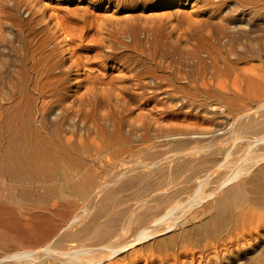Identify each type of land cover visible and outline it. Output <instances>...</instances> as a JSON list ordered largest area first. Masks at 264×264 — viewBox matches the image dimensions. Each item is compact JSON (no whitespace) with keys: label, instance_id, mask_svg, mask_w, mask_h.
I'll return each instance as SVG.
<instances>
[{"label":"bare ground","instance_id":"bare-ground-1","mask_svg":"<svg viewBox=\"0 0 264 264\" xmlns=\"http://www.w3.org/2000/svg\"><path fill=\"white\" fill-rule=\"evenodd\" d=\"M124 1L133 5L126 7L123 15L116 14L115 11L123 7ZM139 1L0 0V176H2L0 179L3 182L5 179L9 180L11 183L37 181L49 185L48 188L54 194L53 198L44 194L42 195L45 197H42L41 193L37 195L42 197H38V200L47 206L41 203L45 206V208L42 206L44 209L40 208L36 211L31 208L34 203H28L25 212L17 209L19 213L16 214L14 206L11 208L6 201L9 210L4 203L2 206L3 200L0 201V216L1 214L16 215L24 224H21L19 219L14 220L13 217L11 221H6L8 216L5 220L3 218L1 220L0 217V226H2L0 228L15 233L11 232L13 235L10 236L7 232L6 235H0V249L8 251L0 255V264H102L107 258L112 260L119 253H125L130 244L137 242V237L146 240L159 234H167L171 232L173 226L201 217L199 213L186 220L189 216L186 214H191L193 205L196 206L203 201L201 197L198 198L201 192L200 190L198 192L199 188L194 199L190 195L192 193L194 195L195 191L188 192V185L181 190L178 188L179 192L188 189L185 192L190 194L189 197L187 196L188 199L186 194L185 197L183 196V192L180 193L182 195L180 198L176 197L178 193L171 195V188L174 190V186L179 183L177 178L179 179L182 174L184 176L181 178V183L196 181L200 189L204 187L203 184L205 186L210 182L216 184L214 180L217 179V186H213L214 188L205 195L216 196L225 189L224 194L221 193V203L225 200L229 203L231 200L227 202V199L233 195L241 198L239 204H236L235 200H233L235 204L230 203L228 219L223 220L219 214L217 219L214 215L215 217L205 222V229L203 222L198 226L195 225L196 222L194 229L197 226L196 232L199 235L209 234L212 237L226 232L228 238L223 237L226 241L233 238L247 240V236H250L249 238L258 241L257 243L260 241L259 236H263L261 229L264 227V0H158L156 2L145 0L144 9L139 8ZM113 6L115 9L110 12L109 7ZM188 6H191V9H187ZM171 7L174 9L169 11ZM99 8H103L104 11H100ZM206 105L208 107L210 105L209 108L213 112L207 111L208 109L205 112H210L211 116L213 113H221L224 118L217 121L219 115L213 119L209 113L204 112L213 119L212 124L214 123L215 129L218 130L211 133L220 132L221 128L225 129L227 126L230 128L228 131L231 132H228V138L229 134H232L235 139L234 134H236V140L231 143L232 148H228L232 145L226 138L228 142L225 141L229 145L226 148L220 144L222 148L218 146L219 149H227L226 156H231L235 149L241 152L240 155L231 157V160L227 159L228 156L223 159L213 158L212 155L218 153V149L216 151V148L212 147L213 144H209V149L212 147L211 155L209 154V159L206 158L207 161L204 160V167L203 161L193 167L189 164L187 170L190 172L183 173L185 170L182 171L181 167V175L177 174L174 179L157 181L155 184L152 180L155 178H152L155 175V172H152L154 169L160 171L165 167L167 169L173 162H177L176 158L181 156L189 160L196 152H200V156H203V153L206 156L209 152H203V147L206 146L203 144L205 143L203 138L211 133L203 130L211 119L208 121L207 117L208 122H203L204 117L199 118ZM202 122L205 123L204 127ZM209 136L212 138L210 142L213 143V137ZM215 137L217 139V135ZM222 138L220 140H223ZM193 143H197L196 146ZM192 144L194 147L189 148ZM196 157L194 155L193 160ZM232 158H235V161ZM175 167L178 168L176 165ZM175 167L171 168L172 171L176 169ZM139 168L142 170L144 168L146 173L137 171L138 174L135 176L128 174L130 176L125 182L131 185L137 179H145L146 182L148 181L146 186H149L152 184L151 179L155 187L152 192L150 189L147 197H139L143 196L146 190L138 197L134 196L138 201L136 206L132 208L128 206V209L125 207L124 210L129 212L130 216L128 213L125 214L129 217L122 216L123 219H120L123 221L118 224L117 221L121 216L118 217V213L114 210L111 214L115 212L116 215L113 214L112 219H108V224H105L106 220L104 224H98L102 230L99 232L100 235L95 228L96 236H101L96 237L97 241L102 240L98 246L94 245L93 240H90L93 243L90 242L91 245L89 241L86 242L87 244L83 243L86 238L82 237L84 240L80 242L83 245L78 246L81 244L78 243L77 246L74 244L75 246L72 247L70 245L72 237L68 243L70 247L63 244L64 247H68L61 249L57 243L61 250L58 246L55 247V240L60 241L59 239L63 237L67 239L65 237L69 238V235L75 232H71L69 227H73L72 225H75L88 209L82 206L81 210H76L75 208L84 205L83 202L78 207H74L77 201L103 199L102 194L109 190L108 187L114 181L116 183V179L122 183L123 179L120 178L127 176L129 171ZM109 171L112 178H108ZM149 172L154 174H151L153 176L150 179L147 175ZM104 173L107 175L106 178L102 177ZM170 174L172 175L171 172ZM174 180L177 184L173 183ZM141 183L140 187H143L144 182ZM171 183L174 186L171 187ZM40 184L37 185L45 186ZM8 185L9 183L5 184V191L14 192L15 185L13 184V189L12 185L10 186L11 190L7 189ZM18 185L19 183L16 187ZM178 185L181 187L180 184ZM46 186L44 189H47L45 191L49 195L52 192L49 193ZM27 187L29 188V185ZM20 188L18 187L17 191H20ZM23 188L25 189L26 186ZM38 188L41 190V187ZM38 188L35 187L34 190L37 191ZM105 188H107L106 192H104ZM26 191H22L23 194ZM138 191L137 194L140 192ZM1 193L7 194L3 191ZM12 194L14 193H11L10 197L17 196ZM104 196L108 198L109 195ZM13 198L9 199L13 200ZM23 198L27 199L24 196ZM28 198L32 199L29 196ZM162 198H166L165 200L168 198L171 203H165L173 205L167 213L165 212L166 215L162 213L165 218H170V223L166 225L164 219H160L161 215L159 214L160 218H157L155 212L147 216L142 215L145 218L142 219L143 222L140 221L143 225L139 227L138 236H135V239L119 241L132 225V216L136 215V210L147 211V207L152 208V204ZM15 199L18 202L19 199L14 198V201ZM222 199L225 200L222 202ZM95 200L93 201L97 203ZM116 200L119 203V197ZM195 200L198 202L193 203ZM18 204L22 205L20 202ZM121 204L122 200L118 205ZM88 206L90 210L91 204ZM120 208L117 210L120 211ZM38 211H45L47 214ZM96 212L93 214H97ZM108 212L104 219L108 218ZM48 214L62 215L67 219L70 217L71 220L69 219L70 222H66L67 224H62L61 220L57 223L58 219L55 220L57 224L49 225L51 228L44 234L40 229L42 230L40 239V236L34 234L36 240L45 242V248H41L40 243L38 244L40 249L27 247L17 251L10 250L12 244H15L13 246L15 248L17 245L23 246L29 243L30 239H33L30 235L34 232L33 228L34 230L37 228V225L33 227L34 223L30 221L44 219L45 222L49 217ZM137 217L134 219L137 220ZM49 220L52 222L54 219ZM37 230L40 231L39 228ZM84 232L82 234L85 235ZM87 233L89 234V231ZM128 233L130 232L126 234ZM188 236L185 238L187 239ZM167 237L171 238V236ZM79 238L81 239L80 236ZM79 238L76 237L77 240ZM87 238L92 239L93 236ZM96 238L94 235V239ZM63 241L59 242L60 245ZM146 242H143L145 246ZM242 242L241 240V244ZM150 248L152 249L151 246ZM250 256L239 251L234 256V264H250L252 262ZM117 258L114 262L110 260L109 264L120 261Z\"/></svg>","mask_w":264,"mask_h":264},{"label":"rangeland","instance_id":"rangeland-1","mask_svg":"<svg viewBox=\"0 0 264 264\" xmlns=\"http://www.w3.org/2000/svg\"><path fill=\"white\" fill-rule=\"evenodd\" d=\"M153 1L156 2V1H158V0H153ZM130 3H131V2H128V3H127V2L124 1V2L122 3V6H123V7H119L118 10L115 11V13H116V14H120V13H121L120 15H123L122 13H123L124 10L126 9V7H128V6H132V5H133V3H131V4H130ZM138 4H139V8H140V9H144V7H145V5H146L145 0H140V1L138 2ZM149 4H150V3H149ZM74 5H75V4H74ZM116 8H117V7H116ZM186 8H187V9H191V6H188V7H186ZM109 9H111L110 12H113L114 9H115V7H114V6H113L112 8L109 7ZM173 9H174V8L171 7V8L168 9V10H169V11H172ZM99 10H100V11H104L103 8H99ZM99 10H98V11H99ZM158 11H159V10H156V12H158ZM164 11H165V10H164ZM160 13H161V12H160ZM165 13H166V12H165ZM209 107H210V105H209ZM209 107H208V105H206L205 107H203V109L205 108L204 110H202L203 112H202V111H201V112L204 113L205 110H207V109H208L207 111L213 112V111H211V108H209ZM210 112H205V113H209V115L211 116V113H210ZM202 113L200 114V117H199V118L204 117V118H202V120H204L203 122H205V121H207L206 119H207V117H208L209 115H208V114H205V113H204V115H203ZM216 114H217V113H216ZM216 114L213 113L211 117H212L213 119H216V117H218V115H219V117H218L219 119H217V121H218V120L220 121V119H221V120H224V118L222 117V114H221V113H220V114L218 113L217 115H216ZM223 114H224V113H223ZM206 115H207V116H206ZM220 115H221V116H220ZM211 117H208V118H209L208 121L211 119L209 122L207 121L209 124H208V123H207V124L204 123V124H205V127H204V124H203V122H202V124H203L202 126L205 128V130H203V131H205V132H210V133H211L212 131L216 130V129H215V128H216L215 125H213L214 123L212 124L213 119H212ZM214 117H215V118H214ZM210 122H211V124H212L213 126L210 124ZM215 122H216V121H215ZM208 125H209V126H208ZM225 125H226V124H225ZM202 126H201V127H202ZM206 126H207L208 128H207ZM210 126H212V127H210ZM213 127H214V128H213ZM192 128H194V127H192ZM204 128H203V129H204ZM210 128H211V129H210ZM225 129H227V130H225ZM225 129H222V128H221V131H222L223 133H222L220 130H219L220 132H216V131H218V130H216V131H215L216 133L214 132L215 135H214V133L209 134V135H211V137H213V143L210 142V141H212V140H211L212 138H210L209 135H206V137H208L209 139H207L205 136H204V138H203V140H204L205 143H206V144H205V143L203 142V144L207 146V149H209V147H208V146H210L209 144H213L212 147L214 146V147L216 148V151H217V149H218V153L212 155L213 158L223 159V158L227 157L228 155L226 156V154H225L227 149H224V150H225V152H224V150L219 149V147H220V146H222V147L225 146V147L227 148V146H228L229 144H231V143L233 144V142L236 140V134H234V135H235V139H234V136H233L232 134H231V135L229 134L230 137L228 138V132H230V131H228V130H230V128H228V127L226 126ZM209 130H210V131H209ZM223 130H225V131H223ZM225 132H227V134H226L227 136L225 135ZM219 133H221L220 135H223V136H220ZM230 133H231V132H230ZM213 135H214V136H213ZM216 135H217V139H216V137H215ZM218 136H219V139H218ZM222 137H225V139H223ZM205 138H206V139H205ZM214 138H215L218 142H217ZM220 138H222L224 141L226 140V138H228L227 140L230 141L229 144L227 143V142H228L227 140H226L227 142H226V141H225V142H222V143H223V144H222L221 141H223V140H220ZM229 139H230V140H229ZM231 139H233L232 142H231ZM206 140H207L209 143H207ZM214 140L216 141V143H215L216 145L214 144V142H215ZM219 142H220V143H219ZM217 143H218V144H217ZM225 143H226V144H225ZM193 144L196 146L197 143H193ZM193 144H192V146L190 145L189 148H190V147H194ZM207 144H208V145H207ZM220 144H221V145H220ZM224 144H225V145H224ZM232 144H231V145H232ZM204 145H203V146H204ZM219 145H220V146H219ZM206 146L203 147V148L205 149V150L203 149V152H205V151H206V152L209 151V152H207L206 156H205V153H203V152H202V153H203V156H200V152H199V153L196 152L197 154L194 153L193 155H191V157H192V158L190 157V158H191V162H190V158H189V160H188V158L185 157V156H181V157H183V159H184L185 161H184L181 157H178V158H181V160L178 159V158H176V160H175V161H177V162L180 160V161L178 162L179 164L176 162L178 165H177L175 162H173L171 165H169L170 167H167V169H166V167H165V169H162V171H160L159 169H158V170H155V169H154V171H152V172H153V173L155 172V173H154L155 175H156L157 173H160V174H161V172H162V175L159 174V176H161V177L159 178L158 175L155 176L153 173L149 172V173H147L149 179H150V177H152L153 175H154V176H153L152 178L155 177L154 179H152L154 183H155V182L157 183V181H165V179H166V180L174 179L173 177L176 178V175H177V174H178V175H181L183 169L185 170V171H183V173H188V172H190V171L187 170V169L189 168V164H190V167H193V166H196L195 164L198 165V163L200 164L202 161H203V167H204V166H205V165H204V163H205L204 160L207 161L206 158L209 159V156L211 155L210 150H211V148H212V147H211L209 150H207V149H206ZM218 146H219V147H218ZM229 146H230V145H229ZM229 146H228V148H232V147H233V145L230 146V147H229ZM214 147H213V148H214ZM222 147H220V148H222ZM215 148H214V149H215ZM233 149H234V148H233ZM222 151H223V152H222ZM219 152H221V153H219ZM202 153H201V155H202ZM222 153H223L225 156H224ZM240 153H241V152H237L236 149H235V151L233 150L231 156L229 155V156L227 157V159L229 158V159L231 160V157L236 156V155H240ZM209 154H210V155H209ZM234 154H235V155H234ZM194 155H195V157H196V156H197V157H196V159L193 160ZM187 156H188V155H187ZM214 156H215V157H214ZM217 156H218V157H217ZM201 157H203V158H201ZM199 158H201V159H199ZM177 159H178V160H177ZM198 159H199V160H198ZM229 159H228V160H229ZM233 159H234V161H235V158H232V160H233ZM186 160H188V161H186ZM195 160H197V161H199V162H197V161H195ZM181 161H184V162H182L183 164L181 163ZM194 161L197 162V163H195ZM200 161H201V162H200ZM186 162H187V163H186ZM174 163H175V165H176L178 168L175 167ZM193 164H194V165H193ZM172 165L176 168V169H174V171H172L173 169H171V168H174ZM187 165H188V167H187ZM181 167H182V171H181ZM170 169H171V170H170ZM203 169H204V168H203ZM165 170H167V171L165 172ZM169 170H170V171H169ZM176 170H177L179 173H178ZM137 171H139V172H145V171H144V168H143V170H142V168H139V170L137 169V170H135V171H129V172L127 173V176L125 175V177H126V178L124 177L125 179H124V178H120V179H123V180H122V183L120 182L121 185H120V183L118 182V181H120V180L116 179V183H115V181H114V183L111 184V186L108 187V189H109L108 191H107V188H105V191H104V192L107 191L105 194H108V195H109L108 198L105 197V196H104L105 194L103 193V194H102L103 196H101L103 199H101V198H100V199L96 198L98 201H96L95 199H88V201L90 200L89 203H88L87 199H86V201H85V200H80V199H79L80 201H77L76 204H75L76 206H74V207H78V206L81 205L83 202H84V203H83L84 205H81V207L79 206V207H78L79 209H78V208H75V209H76V210H81V208H83V207H84L85 209H87V208H88V209H87L86 212L83 214L84 216H82V218H80V219L78 220V222H76L75 225H72L73 227H71V226H70L71 228L69 227V230L71 229V230H70L71 232H74V231H75V232H76V231L78 232V230H79L80 233H81L82 231L84 232V231L86 230V231L84 232L85 235L82 234L83 232L81 233V235L78 234L79 232H78V233H77V232H76V233L74 232L73 234H70L71 237H70V235H69V238H68V236L65 237V238H67V239H64V237H63V239H62V238L59 239L60 241H57V242H56V240H55V241H54V242H55L54 244L57 243V244L61 247V249H62V248L64 247L63 244H65V246H66V245L69 246V244H68V243H69V239L71 240V238L73 237V238H72L73 240L70 241V245H71L72 247H74V246H75L76 244H78V243L83 242V240H84L83 238H86V239L84 240L85 242H83V243L87 244L86 242L89 241V245H91V244L94 243L95 246H96V245L98 246V244L102 242L101 239H100V240L98 239V241H97V238H96V237H99V236L101 235L99 232H102V230H100V227H98V224H104V222H105L104 220L107 221V222H105V224H108L109 220L112 219L111 217H113V214H115V212L118 213V217L121 216V217H119V220L117 221L118 224H120V223L123 221V220H122L123 217L127 218V217L130 216L129 212H127V211L124 212V210H125L126 208L128 209V206H130V208L135 207L136 204L138 203V201L136 200V197H138L140 194L145 193V190H146L147 192H146L143 196L140 195L139 197H144V196L147 197V196L149 195L148 192L150 191V189H151V192H152L153 188L155 187V184H156V183L154 184V183L152 182L151 179H150V182H151L152 184H150V183H149L150 185L147 184V185L150 186V188H149V186H146V183H147L148 181L146 182L145 179H143L144 181H143L142 179H137V180H139V181L136 180V181L132 182L131 185H130V183L125 182V180L130 176V175L128 176V174H131V176H132V175L135 176V175L138 174ZM156 171H157V172H156ZM159 171H160V172H159ZM186 171H187V172H186ZM132 172H134V173H132ZM163 172H164V173H163ZM168 172H169V173L171 172L172 175H171V174L169 175ZM173 172H174V173H173ZM175 172H176V173H175ZM106 173H107V172H106ZM106 173L102 174L103 176H102V175H101V176L104 177V178H106V177H107ZM110 173H111V172L109 171V172H108V175H109L108 178H112V177H111L112 174H110ZM145 173H146V172H145ZM166 173H168V174L166 175ZM151 174H153V175H151ZM147 175H146V176H147ZM163 175H164V176H163ZM174 175H175V176H174ZM171 176H172V177H171ZM183 176H184V174H182L181 177H180V176H177V177H180L179 179L177 178V180H179V181H178V182H179L178 184H180L181 187L177 184V181H176V180H174L173 183H176L177 186H174L173 183H171V185L169 184L171 187H172V186L175 187V188L173 187L174 190L177 188V189L175 190L176 192H175L170 186L167 185L168 187L171 188V191H172V193H171V191H170L169 193H171V195H175V193H176V195H177V193H178V196H176V197H177V198H180V196L182 197L181 194H182V192H183V193H184L183 196L185 197V194H186L185 192H187V191H188L187 188H189V191H188V192H191V193H192L193 191H195V193H194V195H193V193H192L191 195H190L189 193H187V194H186V198L188 199V197H189V195H190V197L192 196V199H194L193 197H196L197 193L201 191V192L199 193L200 195L198 194V196H199L198 198L201 197V199H202L203 201L200 199V201H202V202L199 201L200 204L197 203L198 201H196V200H195V202H193V203H197L198 206H197V204H196V206L193 205V208L190 210V211H191V214H192V212H193L194 210H195V211L193 212L192 215H191L190 213H187L186 216H187V215H189V216L186 217V220H187L188 217H192L193 215H196V214L198 215L199 213H200L199 215H200L201 217L196 218V219H193L191 222H190V221H189V222H186V221H185V222H181V223H180L181 225L173 226V228L171 229V232H170V231L167 232V234L169 233L170 235H167L166 233H164V234L167 235V236H171L172 239L169 238V237H167V236H165L164 234H161V235L159 234V235H157V236H153V237H151V238H147V239L145 240V238L143 239V238H141V237H137V236H138V230H139V229L141 228V226L143 225V224H141V223L143 222L142 219L144 220V218H145V216H142V215H146V216H147L149 213H150V214H152V213L154 214V212H155V213L157 214V216H156V215H155V216L158 218V217L161 215V216H160L161 218H160V217H159V218H160V219H164V223H165L166 225H168V224L170 223V222H169V221H170V218H168V217L165 218V217H166V216H165V215H166L165 212L167 213V211H168V210L171 208V206H173V205L169 204V203H171V202H170V200H169L168 198H167V200H165L166 198H165V199L162 198L163 200H162V199H158L159 201H158L157 199L155 200L156 202L158 201V202H157L158 204H157V203H154L155 201L153 202L154 204H152V206H153L154 208H153V207H152V208L150 207V209H148V207H147V211H145V209H142V212H144L143 214H142V212H138V211L136 210L137 213H136V215L132 216V217H133V218H132L133 223H131L132 225H130V227L128 228L129 231H128V229H127L126 232L124 233V235L122 236L123 238L121 237L119 241H125V240L135 239V236H136V237H137V238H136L137 242L135 241L134 243L130 244V245L128 246L129 248L127 247L128 249L125 250V253H124V252H121V253L118 254V256H117V255L114 256L115 258L118 257L117 259L120 260V261H122L121 263H119L120 261L117 260L118 262H116V264H117V263H118V264H122V263H123V264H126V263H127V264H217V263H218V264H220V263H222V264H231V263L234 264V263H235V258H234V256H235V254L238 253L239 251L244 252V253H248L249 255H251L250 257L252 258V259H251L252 262H251L250 264H252V263H253V264H255V263H256V264H257V263H258V264H264V262H263V261H264V253H263V252H264V251H263V250H264V246H263V244H264V243H263V242H264V229H263V228H264V227L261 229V233L263 234V236H262V235L259 236L260 238L257 237V238H259V240H260L259 243H257L258 241L251 240V239L249 238L250 236H247V240H244V239L236 240L237 238H233V239L231 238L232 240L229 239L230 241H229V240L226 241V240H224V238H225V239L228 238V237H227L228 235H227L226 232H223L222 234H219V236H218V235H215V236H212V237H211L209 234H206V235L203 236V234L199 235L198 232H196V231H198V230L196 229L198 225H200L202 222H203V225H204L206 221L211 220V219H212L213 217H215V216H217V219H219V216H220L223 220H224L225 218L228 219V217H229L228 212L230 211V207H231V206H230V203H233V202H234L233 200H235L236 204H239V203H241V198H240L239 196L233 195L231 198L227 199V202H229V201L231 200L229 203H226V202H225V201H226L225 199H222V202L225 200V201H224L225 203H224V202L221 203V199H220V198H221L222 194H224V192H225L224 190H225V189L222 190V192H219L216 196H212V197H207V196H206V195H207L206 193H208V192L211 190V188H214L215 186H217V184H218L217 179H216V181L214 180V182H216V184H215V183L211 184L212 182L207 183V184H206L207 186H205V185L203 184L204 187L200 189V187L197 186L198 184L196 185V183H195L196 181H193V182H192V181L189 180L187 183H186V182H182V183H181L180 181H181V178H182ZM221 176H222V175H221ZM1 177H2V176H0V178H1ZM148 177H147V178H148ZM156 177H158V178H156ZM168 177H171V178L169 179ZM3 179H5V178L3 177ZM155 179H157V180H155ZM117 180H118V181H117ZM154 180H155V181H154ZM218 180H219V179H218ZM7 181H9V180H6V179H5L4 182H3V180L1 181V179H0V182H1L0 185H2V183H3V185H2L3 187L0 186V191H1L2 189H4L5 184H8V183H9V185H8L9 187H7V189L9 188L10 190H11L10 186L12 185V189H13V186L15 185V186H14V190L16 191V193H15V191L12 192V190H11V193H14L15 196H16V195H17V196H16V197L11 196V197H12V198H13V197H14V198H18L19 200H18V202H17L16 199H15V201H16V203H15L14 198H13V200L9 199V198H11V197H10L11 193L6 192L7 190L5 191V189H6V187H5V189L2 190V191L5 192V193H7V194H4V193H3V194L5 195V196H4V195H2V193H1L2 191H1V192H0V195H2V196H0V197H1V200H0V201H2V200L4 201V200H5L4 202H3V201L1 202V204H2V203L5 204L4 206H8V205H9L11 208L14 206L15 208L13 207V209H14V210L16 209L15 211H17V212L14 211L15 214H16V213H19L18 210H19L20 212H25V211L27 210V206L29 205L28 203H32V204L34 203L33 205H32V204H30V205H32L31 208L36 209V211L39 210L40 208L44 209L46 205H45L44 203H42L41 201H39L38 199H39V198H42V197H45L44 195H46V197H49V196H50L49 198H51V197L53 198V196H54L53 192L49 189V188H50L49 185H47V184H40V183H37V181H32V182L30 181V183H29V182H26L27 184H26V183H23V182H13V183H11L10 181H9V182H7ZM140 181H141V182H144V183H143V185H144L143 187H140V186H142V185H141L142 183H141ZM117 182H118V183H117ZM4 183H5V184H4ZM17 183H19V185L22 186V187L20 188L19 185L16 187ZM21 183H22V184H21ZM31 183H32V184H31ZM124 183H125V184H124ZM135 183H136V184H135ZM189 183H190L191 185H190ZM13 184H14V185H13ZM23 184H24V185L26 184V185H25V186H26L25 189H26L27 191L23 188V187H25ZM35 184H36V185H35ZM37 184H38V185H39V184H40V185H45V186L47 185L46 187H47V188L49 187V188H48V192L50 193V191H51L52 193H50V194L48 195L47 192L45 191L46 188L44 189L45 186L42 187V186H38ZM115 184H116V186H115ZM117 184H119V185H117ZM139 184H140V185H139ZM183 184H184V185H183ZM193 184H195L196 186H194ZM28 185H29V188L27 187ZM34 185H35V186H34ZM132 185H133V187H135V188H133ZM152 185H154V186H152ZM185 185H186V186L188 185V187H187L186 189L182 190V192H181V191L179 192V191H178V188H179V190H181V188L185 187ZM6 186H7V185H6ZM122 186H123V187H122ZM167 186H166V187H167ZM189 186H191L192 188H190ZM213 186H214V187H213ZM15 187H16V188H15ZM18 187L20 188V191H17V190H19ZM33 187H34V188H35V187H36V188L41 187V190H40V188H38L40 192L38 193V189H37V191H35ZM120 187H121V188H120ZM124 187H125V188H124ZM131 187H132V188H131ZM144 187H145V188H144ZM147 187H148V188H147ZM151 187H152V188H151ZM22 188H23V189H22ZM115 188H116V189H115ZM118 188H119V189H118ZM136 188H137V189H136ZM139 188H140V190H141V188H142L143 190L140 191ZM146 188H147V189H146ZM198 188H199V189H198ZM21 189H22V190H21ZM28 189H29V191H28ZM148 189H149V190H148ZM192 189H194V190H192ZM197 189H198V192H197ZM10 190H8V191H10ZM42 190H43V191H42ZM46 190H47V189H46ZM135 190H136V191L139 190V191L142 192V193H140V192L138 191L139 193L137 194ZM186 190H187V191H186ZM199 190H200V191H199ZM22 191H23V192L26 191V193L23 194ZM177 191H178V192H177ZM27 192H28V193H27ZM32 192H33V195H31ZM43 192H44V193H43ZM151 192H150V193H151ZM40 193H41L40 196H42V197L38 196V197H39V198H38L37 195H39ZM45 193H46V194H45ZM169 193H168V194H169ZM180 193H181V194H180ZM221 193H222V194H221ZM8 194H9V196L7 197ZM14 194H12V195H14ZM18 194H19V195H18ZM20 194H22V195H23L25 198H27V199H24L23 196L20 195ZM42 194H44V195H42ZM51 194H53V195H51ZM135 194H136V195H135ZM195 194H196V195H195ZM205 194H206V195H205ZM25 195H26L27 197H26ZM47 195H48V196H47ZM125 195H126V197H125ZM3 196H4V197H3ZM21 196H22V199L20 198ZM28 196H29L30 198H32V199L29 200ZM33 196H34V197H33ZM106 196H107V195H106ZM120 196H123V197H120ZM134 196H136V197H134ZM187 196H188V197H187ZM202 196H203V197H202ZM5 197H7L8 200H7V198H5ZM35 197H36V198H35ZM104 197H105L106 199H104ZM118 197H119V199H120V200H119V203H120L121 200H122V204H121V205H118L119 203H117L118 200H116V199H118ZM124 197H125V199H124ZM213 197H214V199H213ZM233 197H236V198H233ZM33 198H35V199H33ZM210 198H211V199H210ZM232 198H233V199H232ZM20 199H21L22 201H20ZM134 199H135L137 202H136ZM192 199H191V200H192ZM209 199H210V200H209ZM24 200H25V201H24ZM33 200H35V201L33 202ZM91 200H92V203L94 202L93 200H95V201L97 202V203H95V202L93 203L95 206H93V204L91 203ZM100 200H103V201H100ZM104 200H105V201H104ZM115 200H116V201H115ZM123 200L126 201V202H124ZM164 200H165V201H164ZM208 200H209V201H208ZM6 201H7L8 205H6V203H5ZM11 201H12V202H11ZM38 201H39V202H38ZM193 201H194V200H193ZM19 202H20L22 205L24 204L23 207H20V206H22V205L18 204ZM35 202H36V203H35ZM99 202H100V203H99ZM104 202H105V203H104ZM165 202H169V203H167L168 205H167ZM207 202H208V204H207ZM210 202H211V203H210ZM213 202H214V203H213ZM235 202H234L233 204H235ZM13 203H14V205H12ZM25 203H26V206H25ZM38 203H40V204H38ZM41 203L44 204L45 206L42 205ZM45 203L48 204L47 202H45ZM86 203H88L89 205L91 204V206H90V210H91V211L89 210V206H88V204H86ZM123 203H125V204H123ZM126 203H127L128 205H127ZM132 203H133V205H132ZM159 203H160V205H159ZM164 203H165V204H164ZM202 203H203V204H202ZM1 204H0V205H1ZM27 204H28V205H27ZM35 204H36V205H35ZM37 204L39 205V207H38ZM96 204H97V205H96ZM98 204L100 205L99 207H98ZM104 204H106V205H104ZM156 204H157V205H156ZM209 204H210V206H207V205H209ZM216 204H218V205L221 204V205L218 206V205H216ZM228 204H229V207H228ZM17 205H18V207H17ZM40 205H41V206H40ZM85 205H86V206H85ZM111 205H112V206H111ZM116 205H117V207H116ZM123 205H124V206H123ZM125 205H126V206H125ZM154 205L156 206V208H155ZM158 205H159V206H158ZM165 205H166V206H165ZM202 205H203V206H202ZM222 205H224V206H222ZM225 205H227V207H226ZM2 206H3V204H2ZM9 206H8V207H9ZM34 206H35V207H34ZM42 206H44V208H43ZM48 206H49V204H48ZM82 206H83V207H82ZM101 206H103V207L105 208V209H104V208L102 207V208H103L102 212H100V210L102 209ZM106 206H107V207H106ZM121 206H122V207H121ZM160 206H161V208H160ZM194 206H195V207H194ZM220 206H221V208H219ZM10 207L8 208L9 210H10ZM46 207H47V206H46ZM86 207H87V208H86ZM91 207H93V208H95V209H93V208H91ZM110 207H111V208H110ZM120 207H121V208H120ZM125 207H126V208H125ZM163 207H164V208H163ZM223 207H224V208H223ZM6 208H7V207H6ZM20 208H21V209H20ZM22 208H23L24 210H23ZM28 208H30V207H28ZM31 208H30V209H31ZM96 208H97V209H96ZM99 208H101V209L98 210ZM115 208H116V209H115ZM118 208H120V211H121V210L123 211V215H122V211L120 212V211L117 210ZM123 208H124V209H123ZM157 208H159V209H157ZM201 208H203V209L201 210ZM212 208H213V209H212ZM225 208H226V209H225ZM17 209H18V210H17ZM92 209L94 210V212H93ZM110 209H113V210H110ZM207 209H208V210H207ZM219 209H220L221 211H220ZM227 209H229V210H227ZM21 210H22V211H21ZM105 210H106L107 212H108V210H109L110 212H108V216H107L108 218H105V219H104V217H106L105 214L107 213ZM114 210H115V212L111 214V212H113ZM226 210H227V211H226ZM89 211H90V212H89ZM96 211H99V213L96 212ZM139 211H141V210H139ZM190 211H189V212H190ZM202 211H203V212H202ZM205 211H207L208 214H206L207 212H205ZM38 212H41V213L43 214L45 211H38ZM88 212H89V213H92V212L95 213V212H96L97 214L94 215V214L92 213V215H93V216H92V215L89 214ZM146 212H147V213H146ZM160 212H161V213H160ZM197 212H198V213H197ZM223 212H224V213H223ZM45 213H46V212H45ZM119 213H120L121 215H120ZM127 213L129 214V216L127 215V217H126L125 214H127ZM145 213H146V214H145ZM162 213H164L165 215L163 216ZM46 214H47V213H46ZM103 214H104V216H103ZM110 214H111L112 216H111ZM139 214H140V215H139ZM159 214H160V215H159ZM202 214H203V215H202ZM218 214H219V216H218ZM225 214H226V216H224ZM2 215H3L5 218L2 217ZM10 215H11V214H9V215H8V214H6V215H5V214H1V216H0V217H1V220H2V218H3V220L7 219L6 216H8V219H9V220L7 219L6 221H11V220H12V217H13L14 220L18 221V219H19V222H20L21 224H23L22 220H21L19 217H17L16 215H11V217H9ZM86 215H87V217H86ZM99 215H100V216H99ZM115 215H116V214H115ZM137 215H138L139 218L137 217ZM205 215H206V216H205ZM214 215H215V216H214ZM46 216H47V215H46ZM48 216H49V217H48L47 219H45V220H46L45 222H44V219H32V220L30 221L32 224L34 223V224H33V227H34L35 225H37V228H39V230H40V229L43 230V232H42V230L38 231L36 227H35V228H36L35 230H34V228H33V231H34V232L31 231V232H33V233L30 234V235H32L31 238H33V239H32L33 241L30 239V241H29L30 244L27 243V244H25V245H23V246H18V245H17V246H15V248L13 247L15 244H14V245L12 244V246L10 247V250H11V251H15V250L17 251V250H22L23 248H27V247H28V248L31 247V248H33V249H34V248H36V249L39 248V249H40V247L43 248L44 245H45V247H46L45 242H42V241L39 242L38 239H37V240H38V241H37V240H36L37 237H35V236H36V235H37V236H40V234H42V233L44 234L45 232H47L46 230H48V229L51 228V226H49V225H52V226H53L57 221H58L57 223H60V222L62 221V222H61L62 224H67V223H69L70 220H71L70 217L67 219V218H65V217L62 216V215H61V216H60V215L58 216V215H49V214H48ZM50 216H53V217H50ZM54 216H55V217H54ZM122 216H123V217H122ZM227 216H228V217H227ZM15 217H16L17 219H16ZM58 217H59L60 219H59ZM100 217H101V218H100ZM134 217H135V219H136V217H137V220H135ZM140 217H141V220H140ZM162 217H164V218H162ZM51 218H52V220L54 219L52 222H51V220H49V219H51ZM63 218H64L65 220H64ZM84 218H85V219H84ZM120 218H122V219H120ZM202 218H204V219H202ZM57 219H58V220H57ZM69 219H70V220H69ZM108 219H109V220H108ZM37 220H39V222L42 221V220H43V221L39 223V222H37ZM55 220H57V221L54 222ZM60 220H61V221H60ZM134 220H135L136 223L139 222L140 224H139V223L136 224V223L134 222ZM32 221H33V222H32ZM48 221H49V222H48ZM80 221H82V222H80ZM83 221H84V223H83ZM140 221H142V222H140ZM183 221H184V220H183ZM199 221H201V222H199ZM35 222H36V224H35ZM66 222H67V223H66ZM79 222H80V224H79ZM119 222H120V223H119ZM196 222L199 223V224H197ZM37 223H39V224H37ZM43 223H45V224H43ZM47 223H49V224L47 225ZM57 223H56V224H57ZM134 223L136 224V226H135ZM183 223H184V224H183ZM185 223H186V224H185ZM195 223H196V224H195ZM32 224H31V226H32ZM42 224H43V225H42ZM138 224H139V225H138ZM194 224L197 225V226L195 227V229H194V226H195ZM216 224L218 225V222H217ZM0 225H1V224H0ZM23 225H24V224H23ZM38 225H39V227H38ZM77 225H78V226H77ZM83 225H84L85 227H84ZM90 225L93 226V227H90V228H89ZM96 225H97V226H96ZM182 225H184V226L182 227ZM79 226H80V227L82 226V227H81V228H82L81 230H80V227H79ZM186 226L189 227V228H187ZM190 226H191V228H190ZM0 227H2V226H0ZM87 227H88V228H87ZM139 227H140V228H139ZM181 227H182V228H181ZM205 227H206V224L204 225V228H203V229H205ZM3 228H4V227H3ZM83 228H85V229H83ZM91 228H92V229H91ZM93 228H94V229H93ZM95 228H96L97 232L100 234L99 236H96V230H95ZM97 228H98L99 230H98ZM130 228H131V229H130ZM135 228H137V229L135 230ZM180 228H181V230H180ZM184 228H185V229H184ZM1 229H2V228H0V230H1ZM89 229H90V230H89ZM187 229H188V230H187ZM2 230H3V229H2ZM2 230L0 231V233L2 232V234H0V235H6V232H7V235L10 236L12 233H14V232H12V231H10V230L7 231V229H6V231H5V230L2 231ZM92 230H94V231H93L92 234H91V231H92ZM177 230H179L180 232L177 231ZM186 230H187L189 233H188ZM189 230H190V231H189ZM224 230H225V229H224ZM36 231H37V232H36ZM88 231H89V234L87 233ZM133 231H134V233H132ZM136 231H137V232H136ZM173 231H174L175 233H174ZM176 231H177L178 234L176 233ZM181 231H182L183 233H182ZM193 231L196 232L197 234L194 233ZM225 231H227V230H225ZM3 232H5V234H4ZM11 232H12V233H11ZM35 232H36V233H35ZM38 232H39V233H38ZM41 232H42V233H41ZM127 232H130V233H128L130 236H129L128 234H126ZM190 232H192V234H190ZM98 233H97V234H98ZM131 233H132V235H131ZM172 233H174V234H176V235H174V234L172 235ZM180 233H181V234H180ZM14 234H15V233H14ZM34 234H36V235H34ZM74 234L77 235V236H76L77 238H79V236H80L81 239L79 238V239L77 240L76 237L73 236ZM86 234H88V235H86ZM133 234H136V235L133 236ZM185 234H187V235H185ZM12 235H13V234H12ZM82 235H83V236H82ZM91 235L93 236V238H92ZM94 235H95V238H96V239H94ZM163 235H164V236H163ZM177 235H178L179 237H178ZM180 235H181V237H180ZM184 235H185V236H184ZM188 235H189V236H188ZM190 235H191L192 237H191ZM193 235H194V236L196 235L195 238H196V237H197V238L195 239ZM197 235H198L200 238H198ZM85 236H86V237H85ZM126 236H127V237H126ZM187 236H188V238L186 239L185 237H187ZM34 237H35V238H34ZM74 237H75V239H76L77 241L74 239ZM82 237H83V238H82ZM87 237H90V238H92V239H89V238H87ZM100 237H101V236H100ZM100 237H99V238H100ZM130 237H131V238H130ZM132 237H133V238H132ZM154 237H155V238H154ZM161 237H163L164 239H163V238L161 239ZM165 237H166V239H165ZM173 237H174V241H173ZM177 237H178V238H177ZM189 237H190V238H189ZM223 237H224V238H223ZM40 238H41V236L39 237V239H40ZM157 238H160L161 240H160V239H157ZM192 238H193L194 240H193ZM261 238H262V239H261ZM61 239L64 240V241L61 243L62 245H60V243H59V242L62 241ZM87 239H89V240H87ZM123 239H124V240H123ZM141 239H143V240L140 241ZM170 239H171L172 242H170ZM175 239H176V240H175ZM181 239H182V240H181ZM185 239H186L187 241H186ZM188 239H191V241L189 240V241H190V242H189ZM198 239H199V240H198ZM234 239H235V240H234ZM35 240H36V241H35ZM74 240H75V241H74ZM80 240H82V241L80 242ZM90 240H91V241L93 240L94 242L92 243ZM95 240H96V242H95ZM158 240H159V241H158ZM164 240H167V241L164 242ZM168 240H169V241H168ZM178 240H179V241H178ZM241 240L243 241L242 244H241ZM250 240H251L252 243L250 242ZM100 241H101V242H100ZM138 241H139V242H138ZM146 241H148V242H146ZM223 241H224V244H223ZM225 241H226V242H225ZM231 241H233V242H231ZM244 241H245L246 244L244 243ZM248 241H249L250 243H247ZM31 242H32V243H31ZM72 242H74V243H72ZM90 242H91V244H90ZM143 242H146V246L144 245L145 243H143ZM162 242H163V244H162ZM167 242H168V243H167ZM186 242H188V243H186ZM229 242H231V243H229ZM234 242H235V243H234ZM239 242H240V244H238ZM33 243H34V245H33ZM35 243H36V244H35ZM40 243H41V246L38 247V246L40 245ZM42 243H44V244H42ZM83 243L78 244V246L83 245ZM149 243H150V244H149ZM154 243H156V244L158 243L159 245H161V247H160L159 245L154 244ZM160 243H161V244H160ZM184 243H185V246L183 247ZM189 243H190V244H189ZM228 243H229V244H228ZM256 243H257V244H256ZM38 244H39V245H38ZM57 244L55 245L56 248H57V246H58ZM74 244H75V245H74ZM147 244H149V245H147ZM180 244H181V245H180ZM226 244H227V245H226ZM231 244H232V245H231ZM250 244H251V245H250ZM259 244H260V245H259ZM235 245H236V246H235ZM240 245H241V246H240ZM32 246H33V247H32ZM35 246H36V247H35ZM53 246H54V245H53ZM59 246H58V248H59ZM68 246H67V247H68ZM76 246H77V245H76ZM132 246H133L134 248H133ZM150 246L152 247V249H151V248L149 249ZM155 246H156V247H155ZM259 246H260L261 248H260ZM262 246H263V248H262ZM17 247H18V248H17ZM20 247H21V248H20ZM45 247H44V248H45ZM67 247H64L63 249H65V248H67ZM69 247H70V246H69ZM154 247H155V248H154ZM242 247H243L244 249H243ZM11 248H12L13 250H12ZM131 248H133L132 250H133V251L135 250L136 252L134 251V252L132 253V252H131L132 250L130 251ZM237 248H239V249L237 250ZM241 248H242V249H241ZM61 249L59 248V250H61ZM183 249L186 250V251H184ZM248 249H249V250H248ZM258 249H259L260 251H259ZM262 249H263V250H262ZM2 250H3V249H0V255H2V254H4V253L8 252L7 250H5L6 252H5L4 250H3V251H2ZM188 250H189V251H188ZM232 250H233V253H231ZM148 251H149V252H148ZM253 251H254V252H253ZM262 251H263V252H262ZM1 252H2V253H1ZM128 252H130V253H128ZM182 252H183V253H182ZM235 252H236V253H235ZM255 252H257V254H256ZM123 253H124V254H123ZM126 253H127V255H126ZM234 253H235V254H234ZM250 253H251V254H250ZM121 254L124 255V256H122ZM131 254H132V256H131ZM133 254H134V255H133ZM149 254H150V255H149ZM233 254H234V255H233ZM258 254H259V255H258ZM119 255H121L126 261H125L121 256H119ZM254 255H255V256H254ZM256 255H257V256H256ZM125 256H126V257H125ZM128 256H129L130 258H129ZM253 256H254V257H253ZM114 257H113V258H114ZM131 257H132V258H131ZM231 257H232V258H231ZM113 258H112V260H113ZM115 258H114L113 261L111 260V258H110V259L107 258V259H105V262H103L102 264H109L111 261L114 262V261H116ZM121 258H122V259H121ZM127 258H128V259H127ZM224 258H225L226 260H225ZM233 258H234V259H233ZM254 258H255V259H254ZM259 259H260V260H259ZM110 260H111V261H110ZM123 260H124V261H123ZM220 260H222V261H220ZM223 260H224V261H223ZM227 260H228L229 263L227 262ZM229 260H230L231 262H230ZM255 260H257V261H255ZM106 261H108V262H106ZM224 262H225V263H224ZM260 262H261V263H260Z\"/></svg>","mask_w":264,"mask_h":264}]
</instances>
